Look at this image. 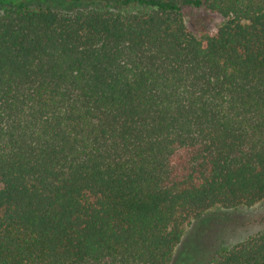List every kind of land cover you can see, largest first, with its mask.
I'll list each match as a JSON object with an SVG mask.
<instances>
[{"label":"trees","instance_id":"obj_1","mask_svg":"<svg viewBox=\"0 0 264 264\" xmlns=\"http://www.w3.org/2000/svg\"><path fill=\"white\" fill-rule=\"evenodd\" d=\"M262 199L264 0H0V264H172ZM201 264H264V234Z\"/></svg>","mask_w":264,"mask_h":264},{"label":"rangeland","instance_id":"obj_2","mask_svg":"<svg viewBox=\"0 0 264 264\" xmlns=\"http://www.w3.org/2000/svg\"><path fill=\"white\" fill-rule=\"evenodd\" d=\"M183 15L187 29L196 35L214 31L222 21L204 9L184 7ZM256 233L264 234V199L250 207H213L185 228L172 264H201L217 248Z\"/></svg>","mask_w":264,"mask_h":264}]
</instances>
